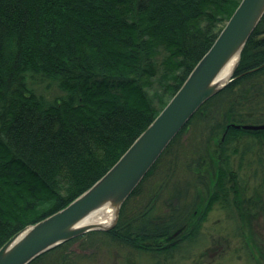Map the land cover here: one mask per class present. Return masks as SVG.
<instances>
[{"label": "trees", "instance_id": "1", "mask_svg": "<svg viewBox=\"0 0 264 264\" xmlns=\"http://www.w3.org/2000/svg\"><path fill=\"white\" fill-rule=\"evenodd\" d=\"M240 2L0 0V248L67 206L120 159ZM246 124H264V17L234 79L173 139L116 226L66 241L30 264H92L103 245L160 264V257L201 242L215 202L231 208L224 191L230 182L233 205L247 220L254 197L237 180L252 147L240 144L252 137L255 146L264 129L234 127ZM126 259L121 264H131Z\"/></svg>", "mask_w": 264, "mask_h": 264}, {"label": "water", "instance_id": "2", "mask_svg": "<svg viewBox=\"0 0 264 264\" xmlns=\"http://www.w3.org/2000/svg\"><path fill=\"white\" fill-rule=\"evenodd\" d=\"M263 17L264 0H241L208 52L120 159L67 206L9 239L0 248V264H30L66 241L90 231L114 228L122 206L173 139L208 100L234 79L242 52ZM232 58H236L233 71L227 80H223L220 74ZM234 127L261 130L264 124ZM106 205L115 210L109 223L91 225L83 222Z\"/></svg>", "mask_w": 264, "mask_h": 264}, {"label": "rangeland", "instance_id": "3", "mask_svg": "<svg viewBox=\"0 0 264 264\" xmlns=\"http://www.w3.org/2000/svg\"><path fill=\"white\" fill-rule=\"evenodd\" d=\"M260 139L254 146L248 142L254 139L246 137L240 145L242 148L252 147L244 155L242 174L250 184L249 194L259 193L257 196L260 197L261 208L247 220H235L232 214L228 215V210L215 206L203 224L202 242L180 252L174 251L170 257H160V264H196V261L198 264H264V136H260ZM239 159L234 163L235 166ZM207 241L212 243L211 247L209 243L207 246ZM107 246L103 245L102 251L96 253L92 264H121L126 258L131 264H156L150 255L110 246L108 249ZM258 252L260 256L257 257Z\"/></svg>", "mask_w": 264, "mask_h": 264}, {"label": "flooded vegetation", "instance_id": "4", "mask_svg": "<svg viewBox=\"0 0 264 264\" xmlns=\"http://www.w3.org/2000/svg\"><path fill=\"white\" fill-rule=\"evenodd\" d=\"M241 180L239 181V179L237 180V184H238V189L240 190H242L243 191V187H244V185H245V189H247V191H246V196L247 197H251V196H253L254 198H253V207L255 208V209H253L254 210V212H253V214L255 213V211L259 208V204H260V200L259 199H255V197L257 196V194H259V193H256V195H250L249 194V192H250V188H248V185L250 186V184H248L249 182L248 181H246V179H245V177L242 175L241 177ZM231 184V185H230ZM235 184H236V182H234V183H227V185L224 187L225 189H224V191H227V192H229V196H230V205H231V208H228V207H230L229 205H224L222 202H219V201H217V202H215V204H213V208L215 207V206H221V208H223V209H225V210H228V215H231L232 214V218L233 219H235V220H239L240 218H241V214H240V211L236 208V207H234V205H233V200H234V197H235V193H233V191H228V188H227V186L230 188V186L232 187V186H235ZM243 194V193H242ZM242 194H239V192H238V195H240V196H242ZM244 194H243V197H246ZM258 198H260L259 196H257ZM227 198H228V196H227ZM236 201H238V202H240V205H243L244 204V202L242 203V199H240V197H238L237 199H236ZM259 203V204H258ZM205 223V222H204ZM211 237H212V235H211ZM175 240V239H174ZM210 241V240H209ZM212 241V240H211ZM202 242V241H201ZM200 243V242H199ZM198 242L196 243V244H192V245H188L187 246V244H185L184 245V247L182 248V249H178V251L180 250H183L184 248H189V247H193V246H196V245H198L199 244ZM208 243H209V246L211 247L212 246V243L211 242H206V244H207V246H208ZM254 245H257L256 244V241H254ZM254 245H253V247H254ZM258 249H259V245H257L256 246ZM179 251V252H180ZM258 256H260V254H259V252H258V255H257V257ZM162 257H164V256H162ZM256 257V256H255ZM196 264H198V262L196 261L195 262Z\"/></svg>", "mask_w": 264, "mask_h": 264}, {"label": "bare ground", "instance_id": "5", "mask_svg": "<svg viewBox=\"0 0 264 264\" xmlns=\"http://www.w3.org/2000/svg\"><path fill=\"white\" fill-rule=\"evenodd\" d=\"M236 63V58H232L229 63L225 66L223 71L221 72L220 76L221 79L227 80L229 75L232 73L233 68ZM114 208H110L109 205H106L93 213H91L86 219H84L85 224H107L111 221L113 215H114Z\"/></svg>", "mask_w": 264, "mask_h": 264}]
</instances>
